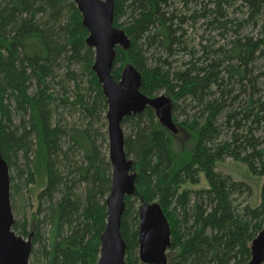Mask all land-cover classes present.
<instances>
[{"label":"trees","instance_id":"16d2710c","mask_svg":"<svg viewBox=\"0 0 264 264\" xmlns=\"http://www.w3.org/2000/svg\"><path fill=\"white\" fill-rule=\"evenodd\" d=\"M116 49L141 92L166 95L174 134L153 108L123 122L137 175L121 234L126 264H143L139 205L157 202L171 228L168 264H249L264 229L231 159L264 177V0H113ZM74 0H0V146L10 170L13 230L29 264H97L113 167L108 103ZM206 181L208 187L194 188Z\"/></svg>","mask_w":264,"mask_h":264},{"label":"water","instance_id":"95a60500","mask_svg":"<svg viewBox=\"0 0 264 264\" xmlns=\"http://www.w3.org/2000/svg\"><path fill=\"white\" fill-rule=\"evenodd\" d=\"M88 30V45L96 52L94 72L107 98L109 155L113 167L112 187L107 200L108 220L101 237V254L97 264H126L127 245L121 234L126 198L134 197L137 175L133 161L125 150L124 120L155 110L158 120L169 131L178 133L173 118V104L166 95L149 98L141 92L142 76L133 66L124 67L120 81L113 76L116 49L128 50L131 41L123 29L114 25L113 0H74ZM10 170L0 146V264H29L32 244L14 230L10 197ZM139 258L143 264H168L171 247L169 221L157 202L139 205ZM249 264H264V229L252 243Z\"/></svg>","mask_w":264,"mask_h":264},{"label":"rangeland","instance_id":"374dc122","mask_svg":"<svg viewBox=\"0 0 264 264\" xmlns=\"http://www.w3.org/2000/svg\"><path fill=\"white\" fill-rule=\"evenodd\" d=\"M219 170L223 173L229 174L234 180L243 181L250 185L252 195L248 198L249 202L253 205H258L261 202V192L264 183V177L253 175L246 165L234 162L227 159L225 162L219 163ZM208 187V184L203 180L200 186L194 188ZM139 257V249L135 257ZM140 259V258H139Z\"/></svg>","mask_w":264,"mask_h":264}]
</instances>
